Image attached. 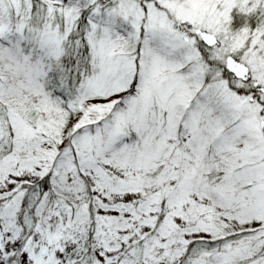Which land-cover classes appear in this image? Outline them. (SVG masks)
<instances>
[{
	"label": "snow or ice",
	"instance_id": "obj_1",
	"mask_svg": "<svg viewBox=\"0 0 264 264\" xmlns=\"http://www.w3.org/2000/svg\"><path fill=\"white\" fill-rule=\"evenodd\" d=\"M0 264H264V0H0Z\"/></svg>",
	"mask_w": 264,
	"mask_h": 264
}]
</instances>
